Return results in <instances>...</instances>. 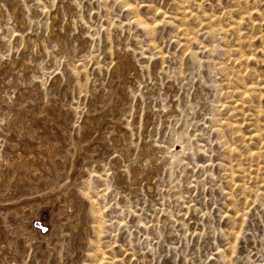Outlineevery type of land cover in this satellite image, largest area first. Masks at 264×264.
Listing matches in <instances>:
<instances>
[{"label":"rangeland","instance_id":"obj_1","mask_svg":"<svg viewBox=\"0 0 264 264\" xmlns=\"http://www.w3.org/2000/svg\"><path fill=\"white\" fill-rule=\"evenodd\" d=\"M0 264H264V0H0Z\"/></svg>","mask_w":264,"mask_h":264},{"label":"bare ground","instance_id":"obj_2","mask_svg":"<svg viewBox=\"0 0 264 264\" xmlns=\"http://www.w3.org/2000/svg\"><path fill=\"white\" fill-rule=\"evenodd\" d=\"M192 15V14H191ZM168 16V15H167ZM139 19V18H138ZM134 21H137V20H134ZM141 24V23H140ZM35 51H36V53H39V50H38V47H37V44H36V47H35ZM241 55V54H240ZM239 55V56H240ZM242 56V55H241ZM243 57V59L245 58L244 56H242ZM248 58H250V57H247V59ZM245 60H246V58H245ZM248 60H250V59H248ZM247 61V60H246ZM248 62V61H247ZM170 88H172V87H170ZM244 90V89H243ZM242 93H243V91H241ZM241 93V94H242ZM247 93V92H246ZM245 94V93H244ZM243 94V95H244ZM240 96V95H239ZM19 156V155H18ZM253 158V157H252ZM255 158V157H254ZM257 158V157H256ZM14 159V158H13ZM14 164L15 165H13V166H19V167H22V168H26V166H27V163H26V161H25V159H23L22 157H21V155H20V157H18L17 159H15V161H14ZM12 166V167H13ZM140 172V171H139ZM141 173V172H140ZM140 173H137L136 172V176L135 177H137V176H139V175H141ZM245 173V172H244ZM144 174V173H143ZM239 176H240V172H239ZM135 180H136V178H135ZM242 188H243V186H241ZM248 188V187H247ZM241 189V188H240ZM241 190H245V189H241ZM247 190H249V189H247ZM246 190V191H247ZM242 192V191H241Z\"/></svg>","mask_w":264,"mask_h":264}]
</instances>
